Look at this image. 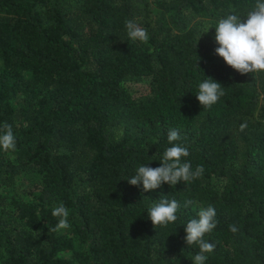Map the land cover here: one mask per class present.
I'll use <instances>...</instances> for the list:
<instances>
[{
	"label": "trees",
	"instance_id": "obj_1",
	"mask_svg": "<svg viewBox=\"0 0 264 264\" xmlns=\"http://www.w3.org/2000/svg\"><path fill=\"white\" fill-rule=\"evenodd\" d=\"M256 2L0 0V128L16 138L0 148V264H194L186 223L209 205L205 264H264V72L228 66L214 28ZM209 77L224 95L203 108ZM170 129L203 175L131 185L141 164L161 166ZM164 197L179 202L177 220L154 226L148 208ZM61 202L71 226L51 232Z\"/></svg>",
	"mask_w": 264,
	"mask_h": 264
},
{
	"label": "clouds",
	"instance_id": "obj_2",
	"mask_svg": "<svg viewBox=\"0 0 264 264\" xmlns=\"http://www.w3.org/2000/svg\"><path fill=\"white\" fill-rule=\"evenodd\" d=\"M125 27L127 35L131 40L146 42L148 33L133 20H126ZM215 41L219 45L215 53L223 58L225 63L241 75L248 73L264 72V0H257L254 8L249 10L246 16L229 14L220 18L215 25ZM197 99L203 108H210L215 104L224 91L221 83L212 78H207L198 84ZM246 124H241V131ZM180 133L176 129H170L167 133L168 143L160 157L159 167H149L141 164L136 174L128 179L131 185L142 184L145 192L158 189L162 184L167 183L175 187L179 182H190L200 178L204 173L202 165H198L194 170L190 162L182 158L189 156L188 148L180 143ZM16 138L12 125L5 122L0 128V148L5 151L14 150ZM193 201H185V207ZM180 204L177 200H169L166 197L153 202L148 208V216L154 226H167L177 220V211ZM52 215L58 218V223L50 228L51 232H59L68 229L69 210L61 202L52 209ZM217 213L214 206L209 205L201 208L197 214L198 218H193L186 223L185 241L187 245H198L199 252L192 258L194 264H205L206 253H211L215 249V244L205 240L207 233L212 232L217 227ZM134 222V221H133ZM229 230L236 233L238 228L235 224H230Z\"/></svg>",
	"mask_w": 264,
	"mask_h": 264
},
{
	"label": "rangeland",
	"instance_id": "obj_3",
	"mask_svg": "<svg viewBox=\"0 0 264 264\" xmlns=\"http://www.w3.org/2000/svg\"><path fill=\"white\" fill-rule=\"evenodd\" d=\"M146 85L143 83H137L133 85V90L138 93V92H145L146 91Z\"/></svg>",
	"mask_w": 264,
	"mask_h": 264
}]
</instances>
